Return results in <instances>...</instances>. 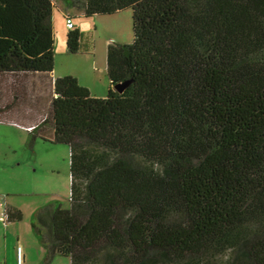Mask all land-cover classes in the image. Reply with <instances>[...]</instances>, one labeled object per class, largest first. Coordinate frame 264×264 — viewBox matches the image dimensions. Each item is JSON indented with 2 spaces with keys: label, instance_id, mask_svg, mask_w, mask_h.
Returning a JSON list of instances; mask_svg holds the SVG:
<instances>
[{
  "label": "trees",
  "instance_id": "16d2710c",
  "mask_svg": "<svg viewBox=\"0 0 264 264\" xmlns=\"http://www.w3.org/2000/svg\"><path fill=\"white\" fill-rule=\"evenodd\" d=\"M58 2L83 17L129 9L132 41L108 43L106 94L92 97L50 77L53 0H0V77L36 75L50 93L47 116L19 124L26 146L69 148L68 208L30 216L38 264H264V0ZM82 35L68 30L69 54Z\"/></svg>",
  "mask_w": 264,
  "mask_h": 264
},
{
  "label": "rangeland",
  "instance_id": "374dc122",
  "mask_svg": "<svg viewBox=\"0 0 264 264\" xmlns=\"http://www.w3.org/2000/svg\"><path fill=\"white\" fill-rule=\"evenodd\" d=\"M53 6L51 23L55 72L73 70L82 73L86 69L89 71L92 64L95 74L102 79L98 81L100 86L105 79L107 81L105 42L128 44L132 41L130 10L91 17L77 15L75 11L71 12L72 17L65 12L72 17L75 29L80 28L83 34L81 51L69 54L65 46L67 29L64 17L57 9L61 4L53 0ZM42 83L40 77L30 74L0 77V109L18 122L0 123V264H38L43 257V249L30 230L32 212L53 199L61 201L65 208L69 206L68 146L37 139L29 149L26 146L27 133L18 125L27 121L38 124L47 116L50 93ZM9 85L17 86V92L10 91ZM6 206L22 212L20 222L3 220ZM221 254L212 262L226 258V252ZM50 264H70V261L67 257L55 256Z\"/></svg>",
  "mask_w": 264,
  "mask_h": 264
},
{
  "label": "crops",
  "instance_id": "0c3cea01",
  "mask_svg": "<svg viewBox=\"0 0 264 264\" xmlns=\"http://www.w3.org/2000/svg\"><path fill=\"white\" fill-rule=\"evenodd\" d=\"M57 9L61 11L62 16L64 17V21H65V15H66L65 12L68 15L70 14V16L73 17L74 15L71 12L75 11L77 15L81 16V12L77 11L75 9H68V10H65V11H63L62 7H57ZM73 27L75 28L74 24H73ZM65 28L67 29V32H68L69 29L66 27V24H65ZM52 29H53V23H52ZM77 30L80 31V28H77ZM108 43H109L108 41L105 42V46H107ZM83 63L85 64L86 60ZM89 69H90L89 71L86 69L82 73L74 72L73 70H67L65 72H55V69L53 67V69H52V71L50 73V77H51L52 80H54L55 78H58V77L72 76V77H74L77 80L79 85H81L82 87L86 88L89 91V94L92 97L102 98L106 94L107 81L105 79L103 81V83L99 86L98 85V81H102V79L98 78L97 73L95 74V72H94L95 70H94V68H92V64H90V68ZM12 123L13 124H17L16 122L14 123L13 121H12ZM21 127L25 130L26 128L29 127V125H27V124L24 125V126L21 125Z\"/></svg>",
  "mask_w": 264,
  "mask_h": 264
},
{
  "label": "built area",
  "instance_id": "2783aa9c",
  "mask_svg": "<svg viewBox=\"0 0 264 264\" xmlns=\"http://www.w3.org/2000/svg\"><path fill=\"white\" fill-rule=\"evenodd\" d=\"M71 17L68 16V15H65V24H66V27L70 30L73 28V24L71 22ZM26 130H30V128H26ZM3 216V215H2ZM3 220H4V217H3Z\"/></svg>",
  "mask_w": 264,
  "mask_h": 264
},
{
  "label": "water",
  "instance_id": "95a60500",
  "mask_svg": "<svg viewBox=\"0 0 264 264\" xmlns=\"http://www.w3.org/2000/svg\"><path fill=\"white\" fill-rule=\"evenodd\" d=\"M127 85H128V81H125L123 83L116 84L114 86V88L116 89V91H118L119 93H121Z\"/></svg>",
  "mask_w": 264,
  "mask_h": 264
}]
</instances>
